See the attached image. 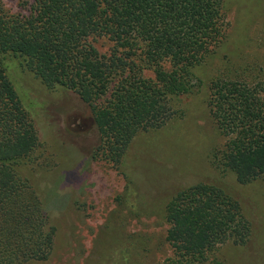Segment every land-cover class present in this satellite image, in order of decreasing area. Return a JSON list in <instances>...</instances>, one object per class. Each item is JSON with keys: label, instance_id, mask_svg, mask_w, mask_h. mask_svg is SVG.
Wrapping results in <instances>:
<instances>
[{"label": "trees", "instance_id": "1", "mask_svg": "<svg viewBox=\"0 0 264 264\" xmlns=\"http://www.w3.org/2000/svg\"><path fill=\"white\" fill-rule=\"evenodd\" d=\"M224 2L30 0L21 14L0 1V264L44 261L51 253L49 233L42 235L30 216L39 206L18 169L42 145L36 117L47 90L71 92L87 105L102 153L118 163L136 132L176 115L167 102L193 94L197 81L206 86L205 106L223 139L204 160L237 184L264 186V87L208 72L225 40ZM100 37L111 45L108 57L91 44ZM198 69L205 73L195 75ZM161 201L171 248L162 264H225L217 248L241 246L249 234L239 204L212 184L180 188ZM29 233L44 249L24 237Z\"/></svg>", "mask_w": 264, "mask_h": 264}, {"label": "rangeland", "instance_id": "2", "mask_svg": "<svg viewBox=\"0 0 264 264\" xmlns=\"http://www.w3.org/2000/svg\"><path fill=\"white\" fill-rule=\"evenodd\" d=\"M0 1L10 13L24 14L30 5ZM224 1L225 40L208 72L264 87V0ZM91 44L100 56L112 53L105 38ZM200 73L205 70L194 74ZM193 85V94L167 102L179 112L161 127L136 132L118 163L102 153L87 105L71 92L47 90L36 117L42 145L18 169L39 206L30 216L42 235L49 233L51 253L20 264H162L171 248L164 241L161 197L199 182L229 194L248 221L244 244L220 245L216 257L225 264H264V186L237 184L204 160L223 139L205 106L206 86ZM110 86L100 87L99 99ZM24 237L44 249L35 234Z\"/></svg>", "mask_w": 264, "mask_h": 264}]
</instances>
